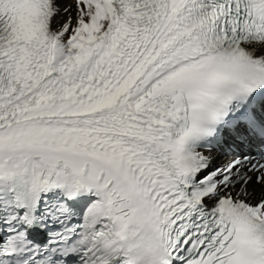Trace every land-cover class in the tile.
<instances>
[{
    "label": "snow or ice",
    "instance_id": "1",
    "mask_svg": "<svg viewBox=\"0 0 264 264\" xmlns=\"http://www.w3.org/2000/svg\"><path fill=\"white\" fill-rule=\"evenodd\" d=\"M264 264V0H0V264Z\"/></svg>",
    "mask_w": 264,
    "mask_h": 264
},
{
    "label": "clouds",
    "instance_id": "2",
    "mask_svg": "<svg viewBox=\"0 0 264 264\" xmlns=\"http://www.w3.org/2000/svg\"><path fill=\"white\" fill-rule=\"evenodd\" d=\"M165 240L159 210L151 204L141 208L124 241L125 264H166Z\"/></svg>",
    "mask_w": 264,
    "mask_h": 264
}]
</instances>
